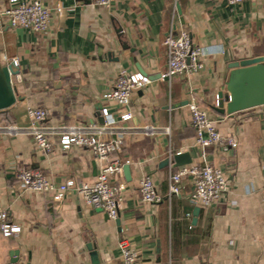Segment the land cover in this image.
Wrapping results in <instances>:
<instances>
[{
  "label": "crops",
  "instance_id": "1",
  "mask_svg": "<svg viewBox=\"0 0 264 264\" xmlns=\"http://www.w3.org/2000/svg\"><path fill=\"white\" fill-rule=\"evenodd\" d=\"M40 1L50 9L44 31L11 27L0 14V65L15 58L18 69L12 76L18 99L0 110V123L28 125L29 107L46 109L54 124L101 123L102 108L118 113L104 92L124 69L150 78L126 106L132 121L168 126L169 133L126 137L110 155L122 168L112 177L121 185L115 219L74 190L54 201L51 192L24 189L15 179L17 169L34 168L54 183H91L101 161L90 149H63L53 139L43 151L28 135H0V207L20 227L10 235L0 231V264H91L87 245L99 264H121V239L136 250L134 264H264V105L231 114L211 108L218 91H225L230 61L264 56V0ZM9 6L0 0V13ZM172 25L186 29L202 48V68L168 79L160 73L167 62L163 39ZM190 98L206 109L222 137L236 139V147L210 145L202 158L187 106L170 107ZM179 152L189 153V164L223 170L226 187L214 204L191 203L189 177L179 193L167 195V177L176 167L160 161ZM146 175L162 195L158 203L141 199L138 183Z\"/></svg>",
  "mask_w": 264,
  "mask_h": 264
},
{
  "label": "built area",
  "instance_id": "2",
  "mask_svg": "<svg viewBox=\"0 0 264 264\" xmlns=\"http://www.w3.org/2000/svg\"><path fill=\"white\" fill-rule=\"evenodd\" d=\"M97 5H107L110 0H92ZM229 4H237L244 0H227ZM10 6L0 13L7 17L11 27H22L35 31H44L49 25L50 9L40 0H9ZM55 11L62 13V7L57 5ZM175 14V7L173 9ZM163 44L166 48V69L161 77L171 78L176 75L198 72L202 68L200 56L203 50L193 44L189 32L184 28L171 26L166 33ZM2 58L8 59L4 54ZM17 65V59H8ZM150 81L146 74L129 73L122 69L116 75L111 86L104 92V97L115 103L118 113L113 115L107 108L101 109L103 120L96 124L50 123L47 120V110L29 107L28 125L15 123H0V135H28L33 138L36 146L43 151H49L53 139L63 148L78 145L90 149L101 161L100 170L91 183L77 182L67 179L61 183L51 181L40 169L21 168L14 173L20 187L41 192H51L52 199L59 201L68 190H74L89 206L101 208L109 218L117 217L118 192L121 185L112 182V177L121 173V163L110 159V155L120 149L126 137L152 136L157 133H169L168 126H156L132 121V114L126 109L130 97L135 90L140 89ZM190 114V122L195 131V143L201 149L202 158L205 148L210 145L236 147L237 141L232 136L222 137L216 127L215 120L194 98L186 103ZM189 177L192 183L191 203L210 206L219 200L226 187V176L220 167L208 162L203 164H184L170 171L167 177V195L180 192L182 180ZM141 199L147 203H158L162 195L155 188L150 176L142 177L138 183ZM189 212L187 216H189ZM19 226L8 219V213L0 207V231L3 235L18 232ZM121 264H134L137 252L125 239L119 242ZM2 264H15L6 262Z\"/></svg>",
  "mask_w": 264,
  "mask_h": 264
},
{
  "label": "water",
  "instance_id": "3",
  "mask_svg": "<svg viewBox=\"0 0 264 264\" xmlns=\"http://www.w3.org/2000/svg\"><path fill=\"white\" fill-rule=\"evenodd\" d=\"M177 12L180 7L176 3ZM106 58L112 59L111 52L105 54ZM229 68L228 77L225 81V91H218L216 105L211 108L220 114H231L248 108L264 105V56L254 55L230 61L227 64ZM18 73L17 66L8 63L0 65V110L6 109L13 105L18 96L16 88L12 82V76ZM187 99L170 105L175 106L186 105ZM191 158L188 152L173 153L160 161V165H169L172 168L180 165L189 164ZM124 171H128V165L123 167ZM101 209V208H100ZM198 207H194V217L197 215ZM195 220V218H194ZM117 225L119 221L116 219ZM91 264H99L96 251L90 245ZM16 258L17 252L12 254ZM16 259H11L14 262Z\"/></svg>",
  "mask_w": 264,
  "mask_h": 264
}]
</instances>
